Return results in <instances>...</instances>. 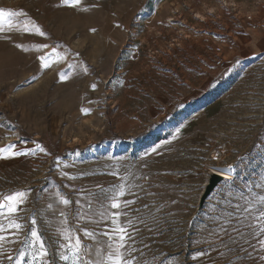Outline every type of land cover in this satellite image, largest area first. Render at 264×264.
<instances>
[{
    "label": "rangeland",
    "instance_id": "obj_1",
    "mask_svg": "<svg viewBox=\"0 0 264 264\" xmlns=\"http://www.w3.org/2000/svg\"><path fill=\"white\" fill-rule=\"evenodd\" d=\"M236 4L0 0V9L17 13L0 17V149L13 146L14 152L35 153H0V203L8 195L29 193L26 203L11 217L2 216L0 224L8 226L9 219H15L24 231H37L45 222L51 234L47 242L59 239L62 245L66 236L78 235L82 245L93 249L94 264H111L108 255H115L114 250L95 247L108 239L100 233L112 226L107 220V213L114 211L110 205L121 185L126 197L135 193L134 199L140 179L153 176L150 153L160 137L172 136L167 140L193 145L195 151L211 148L218 158L214 148L240 139L233 131L255 129L262 134L264 0ZM45 44L48 47L42 48ZM219 59L223 66L215 63ZM224 115L232 123L226 133L219 122ZM177 130L180 135L173 140ZM65 173L76 179H66ZM62 197L72 199L68 227L59 222L60 211H65ZM89 202V218L75 225L79 216L71 214ZM40 210L47 217L42 218ZM84 227L94 228L97 240L77 231ZM27 238L20 235L23 243L13 240L16 246H8V251L30 249L34 240ZM55 252L52 261L73 264L70 249L64 248L57 258ZM143 255L153 264L152 250ZM81 256L89 259L83 252Z\"/></svg>",
    "mask_w": 264,
    "mask_h": 264
},
{
    "label": "crops",
    "instance_id": "obj_2",
    "mask_svg": "<svg viewBox=\"0 0 264 264\" xmlns=\"http://www.w3.org/2000/svg\"><path fill=\"white\" fill-rule=\"evenodd\" d=\"M219 118V122L223 121L222 131L226 133V127L229 129L232 124L231 118L229 115ZM232 134L234 138L240 139L236 141L237 143L227 146L221 144L216 150L214 148L218 158L213 156L211 148H208V151H195L193 145L183 146L181 142L175 141L165 146V140L172 136L166 139L160 137L157 141L159 145L155 144L160 151L159 154H154L153 176L148 180L140 179L138 193L134 199L133 195L127 194V197L125 195V200L136 201L125 209L128 213L125 220L144 218L156 229L150 237L153 264H202L206 258H201L199 253L208 246L205 227L210 224L214 215L211 206L225 193L231 191L237 196L242 194L254 207H261L260 197L264 196V130L260 135L256 134L255 129H240L233 131ZM244 141L248 143L244 144ZM229 168L234 169L229 172L232 178L223 179L200 206L210 175L213 172L228 173ZM233 202H236L235 197ZM240 202L244 203V200ZM64 212L65 215L61 216L59 221L62 226H66L69 218L66 216L69 212L68 207H65ZM39 214L42 218L47 217L42 210ZM153 218H157L158 222L154 223ZM33 219L31 217V221ZM47 228L48 225L42 222L37 231L43 235L42 240L45 239L48 264H61L59 259L54 258L52 261L50 254L55 250L57 258L64 247L61 246L59 239H57L59 242H47L48 238H51ZM32 231H27L26 242L34 240L31 236ZM144 236L149 239L147 231L144 232ZM13 245L16 246L15 243ZM14 249L12 255L17 257V264H36L32 259L34 251L32 247L30 249L26 247L25 250L24 246L20 251ZM20 253L24 254L23 259H20Z\"/></svg>",
    "mask_w": 264,
    "mask_h": 264
},
{
    "label": "snow or ice",
    "instance_id": "obj_3",
    "mask_svg": "<svg viewBox=\"0 0 264 264\" xmlns=\"http://www.w3.org/2000/svg\"><path fill=\"white\" fill-rule=\"evenodd\" d=\"M65 3H67V0H65ZM77 3H79V0H77ZM19 14L25 15V13ZM13 15H17V13L4 12L0 9V17ZM39 35L43 37L45 33L39 31ZM17 47H21V45H17ZM41 47L47 48L48 45L45 44ZM40 59L44 61V67L47 68V60L43 56ZM93 88H95V85H93ZM179 135V130H177L173 135V140ZM170 143L171 141L168 140L164 142L165 146ZM37 147L40 152L47 154L43 146L38 145ZM12 149L13 146H10L8 149H0V153L7 152L13 157L35 155L34 152L23 150L14 152ZM159 151L160 149L153 146L150 154H159ZM4 158L8 157L5 156ZM221 171L223 172L224 170L221 169ZM227 171L232 172L234 169L229 168ZM65 178L69 180L76 179L75 176H69L67 173H65ZM124 187V185H121L122 190L116 194L118 198L114 199L110 205V208L114 211L107 213V220L111 222V228L100 233V235L106 236L108 239L103 244L97 241L95 247L99 251H104L105 249L114 250L115 258L112 254L108 255V260L111 264H147V257L143 255V252L151 249L150 237L156 229L151 227L144 218L135 220L127 218L121 222L122 216L128 217V213L124 209L136 203L135 200L120 199L126 195V192L123 190ZM28 195L29 193L23 191L17 192L14 195H8L5 201L0 203V216L11 217L19 210L22 204L26 203ZM234 197L235 203L233 202ZM241 200H244V203H241ZM260 202L261 207H254L242 194L237 196L229 191L211 206V211L214 215L210 224L205 227L207 233L206 243L208 246L199 253L201 258H206L202 261V264H233V258H236L235 264H264V196L260 197ZM60 203L67 208L72 204V201L62 197ZM48 208H52L51 203L48 204ZM81 208H84L83 204H81ZM91 209L92 203L89 202L86 211L90 212ZM60 215H65L64 210L60 211ZM104 216L105 214L102 213L101 222H105ZM84 218L88 219L89 217L85 216ZM153 220L154 223L158 222L157 218H153ZM31 223L35 225L37 221L33 219ZM5 231L9 232L10 235L0 234V264H17V257L8 251V246L13 244V240L16 243H23L20 240V235L27 237V231H24V225L16 222L15 219H9L8 226L0 224V233ZM77 231H82L84 236L89 239L97 240V233L94 228L92 230H89L88 227L78 228ZM145 231L149 233V239L145 238ZM31 236L34 238V242L31 244V247L34 249L32 252L33 261L38 260L39 264H48V250L45 242L41 239L40 233L32 231ZM65 241L67 243L62 244V247L74 249L71 253L73 264H94L92 258L93 249L87 247V245H82L78 235L75 237L71 235L66 236ZM138 245L142 247H138ZM14 250L19 251L18 249ZM82 252L89 259H82ZM213 253L215 255H212ZM23 256L24 254L20 253V259H23ZM61 259L67 261L69 260V256L62 255Z\"/></svg>",
    "mask_w": 264,
    "mask_h": 264
},
{
    "label": "water",
    "instance_id": "obj_4",
    "mask_svg": "<svg viewBox=\"0 0 264 264\" xmlns=\"http://www.w3.org/2000/svg\"><path fill=\"white\" fill-rule=\"evenodd\" d=\"M223 181V178L216 173H212L209 177L208 184L205 191L201 197L200 206L203 205L205 200L212 194L215 188Z\"/></svg>",
    "mask_w": 264,
    "mask_h": 264
},
{
    "label": "built area",
    "instance_id": "obj_5",
    "mask_svg": "<svg viewBox=\"0 0 264 264\" xmlns=\"http://www.w3.org/2000/svg\"><path fill=\"white\" fill-rule=\"evenodd\" d=\"M218 66H223V60L222 59H219L215 62ZM225 180H228V179H225ZM105 187H108L107 184L104 185ZM262 206V205H261ZM87 209V206L85 207V209H81L80 207H76L75 211L71 214V218L73 217H76V215L79 216V221H75V225H79L80 223H84L86 221V219L84 218L86 216V213L88 211H86ZM92 210V209H91ZM65 227H68V226H65ZM73 250L70 249V252H72ZM34 263L36 264H39V261H35Z\"/></svg>",
    "mask_w": 264,
    "mask_h": 264
},
{
    "label": "clouds",
    "instance_id": "obj_6",
    "mask_svg": "<svg viewBox=\"0 0 264 264\" xmlns=\"http://www.w3.org/2000/svg\"><path fill=\"white\" fill-rule=\"evenodd\" d=\"M223 2L225 7H232V8L238 7V5L236 4V0H223Z\"/></svg>",
    "mask_w": 264,
    "mask_h": 264
},
{
    "label": "bare ground",
    "instance_id": "obj_7",
    "mask_svg": "<svg viewBox=\"0 0 264 264\" xmlns=\"http://www.w3.org/2000/svg\"><path fill=\"white\" fill-rule=\"evenodd\" d=\"M213 173H215V172H213ZM216 174H218V173H216ZM218 175L221 176L223 179H231L232 178V176H230L231 173H229L227 176H223V174H218Z\"/></svg>",
    "mask_w": 264,
    "mask_h": 264
}]
</instances>
